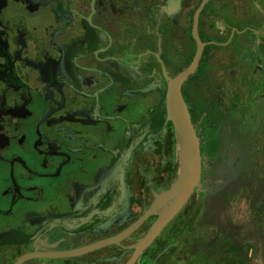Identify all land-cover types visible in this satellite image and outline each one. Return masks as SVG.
I'll return each instance as SVG.
<instances>
[{"label":"flooded vegetation","instance_id":"af4514ba","mask_svg":"<svg viewBox=\"0 0 264 264\" xmlns=\"http://www.w3.org/2000/svg\"><path fill=\"white\" fill-rule=\"evenodd\" d=\"M198 53L200 187L137 252ZM0 264H264V0H0Z\"/></svg>","mask_w":264,"mask_h":264},{"label":"water","instance_id":"95a60500","mask_svg":"<svg viewBox=\"0 0 264 264\" xmlns=\"http://www.w3.org/2000/svg\"><path fill=\"white\" fill-rule=\"evenodd\" d=\"M199 59L200 54L198 53L187 69L176 77L170 78L168 82L165 100L166 118L174 125L180 167L176 181L157 197L147 213L146 216L157 214L158 218L146 236L136 245L137 252H141L152 243L180 212L192 193L200 187L202 172L200 140L191 122L190 113L181 92L183 82L195 72Z\"/></svg>","mask_w":264,"mask_h":264},{"label":"rangeland","instance_id":"374dc122","mask_svg":"<svg viewBox=\"0 0 264 264\" xmlns=\"http://www.w3.org/2000/svg\"><path fill=\"white\" fill-rule=\"evenodd\" d=\"M229 163V162H228ZM230 164V163H229ZM230 167V166H229ZM228 167V165L226 164L225 166H223L221 169H217V170H215L214 172H213V176H218V174L219 175H221V176H223V177H225V175L227 174V172L231 169V168H229ZM236 172H238V174L240 173V171L239 170H236Z\"/></svg>","mask_w":264,"mask_h":264}]
</instances>
